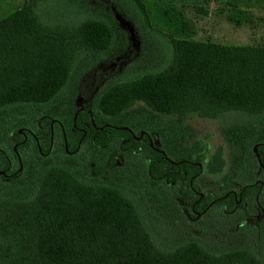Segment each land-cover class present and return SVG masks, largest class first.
<instances>
[{
    "label": "trees",
    "instance_id": "trees-1",
    "mask_svg": "<svg viewBox=\"0 0 264 264\" xmlns=\"http://www.w3.org/2000/svg\"><path fill=\"white\" fill-rule=\"evenodd\" d=\"M48 1L23 0L0 19V169L5 155L15 158L13 144L22 140L18 130L35 125L40 116L64 117L72 149L68 136L78 77L89 64L125 53L129 42L128 31L110 9L92 8L86 0H60L72 7L76 21L56 16L44 23L38 10ZM127 1L140 15L145 34L167 39L168 53L147 69L111 81L97 94L94 113L120 125L136 121L138 131L157 132L160 149L175 164L141 145L135 147L141 149L139 155L129 151L123 166L105 170L103 154L96 153L99 141L93 144L91 136L90 151L80 159L66 155L62 140L47 157L32 139L18 145L22 171L0 181V264H264L259 238L213 247L210 236L182 219L176 198L192 194L189 180L199 171L190 163L199 161L201 146L197 141L186 144L180 140L181 129L158 118L254 117L255 124L218 132L231 155L237 151L250 157L254 143L264 136V44L176 39L148 23L141 0ZM48 140L47 135L39 145L42 152ZM92 159L93 170L88 165ZM225 165L223 146H218L207 172L219 173ZM145 198L161 213L172 208L171 223L164 220L156 229L159 218L154 211L144 212L150 209ZM177 224L185 228L182 237L173 231Z\"/></svg>",
    "mask_w": 264,
    "mask_h": 264
},
{
    "label": "rangeland",
    "instance_id": "rangeland-1",
    "mask_svg": "<svg viewBox=\"0 0 264 264\" xmlns=\"http://www.w3.org/2000/svg\"><path fill=\"white\" fill-rule=\"evenodd\" d=\"M89 5L97 6L98 4L104 9H110L117 18L120 26L129 33V42L126 51L121 57L113 63L101 62L95 64L91 69L92 72L81 82L80 91L83 87L93 83V74L97 77L107 76L112 81L126 78L136 71L147 69L146 66L155 58L160 61V57L168 53L167 39L157 34L147 31L140 15L127 0H86ZM145 6L148 23L156 30L172 35L176 39H189L198 41H210L222 45L235 46H260L264 44V0H141ZM60 0H49L46 4L40 6L38 14L41 20L49 22L48 17L66 19L67 22H74L76 14H73L72 7L66 6ZM23 0H0V19L18 9ZM64 7H68L67 10ZM54 13V14H53ZM79 13V12H78ZM77 13V14H78ZM75 15V17L73 15ZM87 14L90 15L88 11ZM58 18H55L59 20ZM155 31V30H154ZM142 34V35H141ZM144 39V40H143ZM169 48V47H168ZM169 50V49H168ZM105 54H102V56ZM100 61V60H99ZM95 63V62H94ZM93 63V64H94ZM107 63V64H106ZM93 64H89L90 66ZM89 66V67H90ZM88 67V68H89ZM139 67H142L141 69ZM159 67L158 64L153 66ZM118 69L115 71V69ZM82 99H76V103H81ZM136 107H134L135 109ZM163 123L174 126L175 129H181L180 140L186 144L190 141L200 143L199 161L203 164L204 174L196 182L204 190L207 181L214 180L205 170L206 162L218 146H223V157L225 163H228L227 147H224V141L220 134V129L225 127H247L255 124L256 118L250 116L223 115L218 119L208 120L196 116L185 117L182 119L158 117ZM205 180V182L202 181ZM201 184L203 187H201ZM208 187V186H207ZM200 190V191H201ZM145 205L149 201L145 198ZM145 206V207H146ZM153 208V207H152ZM165 209V208H164ZM158 210L156 208L147 210L146 214H151L159 218L154 222L156 229L163 227L164 220L171 223L174 213L173 209ZM165 213V214H164ZM152 215H150L151 217ZM153 217V216H152ZM226 219V218H225ZM170 221V222H169ZM223 220L217 216L209 214L202 218L198 223L189 224L190 227H197L200 232L212 238L210 245L213 247L220 246L221 243L229 242L230 244H244L240 240H253L259 238V245L264 248V227L259 231L239 229L240 235L227 231L223 227ZM173 231L181 237L185 233L182 231V224L174 225ZM248 233V234H246ZM170 238V237H169ZM158 240V239H157ZM252 242V241H250ZM160 244V243H159ZM264 259V257H263Z\"/></svg>",
    "mask_w": 264,
    "mask_h": 264
},
{
    "label": "flooded vegetation",
    "instance_id": "flooded-vegetation-1",
    "mask_svg": "<svg viewBox=\"0 0 264 264\" xmlns=\"http://www.w3.org/2000/svg\"><path fill=\"white\" fill-rule=\"evenodd\" d=\"M124 54V53H123ZM122 54L109 55L100 61H96L78 77L75 87V98L71 105L74 109L73 122L71 127L70 142L72 149L68 150L67 136L63 127L62 120L64 117L58 113L57 117L40 116L36 118L35 125L22 127L18 130V134L22 140L13 144L15 158L5 155L6 165L0 169V181H8L22 171V163L20 153L17 152L18 145H24L29 140H34L38 147L40 155L47 157L57 144L63 141V148L67 156L74 159L86 158L84 153L89 152L88 137L91 136L93 144L98 139L97 144L100 152L103 154V169L117 168L124 165L125 158L128 159L129 151L133 155H139L141 149L135 150L138 146H148L151 152L168 160L164 156V151L160 149L158 141V133L155 131L139 130L138 123L132 121L129 125H120L107 116H99L94 113L95 98L111 81L107 76L97 77L93 74V83L83 87L80 91L81 82L92 72V67L101 62L113 63L121 57ZM106 63V64H107ZM118 70L117 68L115 71ZM81 98V103H76L77 98ZM70 105V106H71ZM82 113L78 124L77 116ZM47 120V123H46ZM59 131V132H58ZM125 132L126 134H115L113 132ZM113 134V135H112ZM48 135V147L44 152L41 151L40 144ZM113 136V138L111 137ZM74 143V145H73ZM115 147V148H113ZM224 151V150H223ZM108 152V156L106 155ZM3 153V152H2ZM228 163L219 173L207 174L214 180L207 181L204 190H199V186L195 184L204 174V167L201 162L190 163L192 167L199 171L194 178L189 180L191 193L184 200L176 198L182 219L187 224L198 223L202 218L209 214L219 216L224 224L225 230L239 234V229L250 231H259L264 227V136L254 143L250 157H240L237 151L230 154L226 150ZM213 154V153H212ZM230 156V159H229ZM232 156V157H231ZM211 157V156H210ZM210 159V158H209ZM169 161V160H168ZM91 170L95 167V160H88ZM172 164H175L169 161ZM207 163L205 170L207 171ZM184 180L186 173L184 172ZM193 178V179H192ZM194 181L195 189L192 187ZM206 183L205 180L202 181ZM201 184V187L203 185ZM208 186V187H207ZM226 218V219H225Z\"/></svg>",
    "mask_w": 264,
    "mask_h": 264
}]
</instances>
